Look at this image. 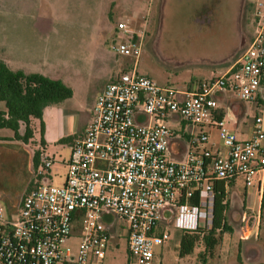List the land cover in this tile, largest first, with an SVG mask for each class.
Returning a JSON list of instances; mask_svg holds the SVG:
<instances>
[{"label":"built area","instance_id":"1","mask_svg":"<svg viewBox=\"0 0 264 264\" xmlns=\"http://www.w3.org/2000/svg\"><path fill=\"white\" fill-rule=\"evenodd\" d=\"M248 1L257 25L247 49L227 71L195 89L161 85L138 73L142 36H135L127 21L117 23L125 38L113 49L132 58V67L98 94L91 122L69 145L64 183L44 182L54 158L40 149L36 185L13 211L0 205V264H103L110 240L106 216L125 224L126 264H153L155 248L173 230H210L215 182L222 183L223 203L235 181L241 180L245 190L254 182L262 187V118L254 117L244 140L229 130L225 113L219 118L220 109L230 111L231 101L220 104L223 94L258 106L264 78V0ZM212 130L220 145L211 144ZM179 152L184 154L180 160L175 157ZM259 225V212L243 208L239 240L256 239ZM75 236L74 254L64 244Z\"/></svg>","mask_w":264,"mask_h":264},{"label":"rangeland","instance_id":"2","mask_svg":"<svg viewBox=\"0 0 264 264\" xmlns=\"http://www.w3.org/2000/svg\"><path fill=\"white\" fill-rule=\"evenodd\" d=\"M103 4L104 0H0V61L6 41L18 45L29 42L28 45L41 48L43 56L48 57L53 77L61 78L74 90L73 97L70 98L71 93L70 99H65L71 125L84 121L90 111L89 105L112 69L132 67V58L113 49L115 43L125 38L116 28L119 21H127L135 30V36H142L138 73L150 75L156 81L160 74L174 76L178 83L174 85L180 89L186 88L183 87L185 82L181 81H188L200 58L206 59L205 63L217 73L222 68L218 67L219 61L239 59L257 25L255 9L248 0H108L104 8ZM44 27L53 32L48 33ZM213 63L215 67H212ZM0 109H4L2 102ZM249 112L253 117L251 109ZM43 123L41 132L40 121L32 120L33 138L28 143L13 140L6 136H13L11 130L0 129V205L7 211L14 210L28 187L27 165H32L36 148L54 158L50 180L44 182L58 185L62 178L64 180L66 166L61 160L68 158V146L53 140L58 128L48 110L44 113ZM216 145H220L218 138ZM262 186L256 239L241 241L238 238L243 208L257 211V205L252 203L253 196L247 201L239 180L227 197L226 219L230 231L222 235L211 255L205 253L204 243L199 240L189 255L180 257L174 246L178 237L173 230L163 249L158 247L153 264L264 263V182ZM248 190L255 192L257 183ZM257 201L255 196V203ZM110 217L114 237L103 264H126L125 224ZM78 242L76 236L71 237L64 249L75 254Z\"/></svg>","mask_w":264,"mask_h":264},{"label":"crops","instance_id":"3","mask_svg":"<svg viewBox=\"0 0 264 264\" xmlns=\"http://www.w3.org/2000/svg\"><path fill=\"white\" fill-rule=\"evenodd\" d=\"M107 3H108V0H104L103 8H104V6H106ZM44 29L48 33L53 32V30L51 28L44 27ZM46 38L49 39V36H47ZM28 44H29V42H25V43H23V45H18L16 43L10 44L8 41H6V49L3 48V52H2V54H3V59H1L2 62H4L12 70H22L26 73H39V74H42L44 76H47V77H50L53 79H60L62 81V79L59 77H53V74L50 71V62L48 60V57L45 58V56H43V53L40 50L41 48H38V46H32V45H28ZM126 58H128V57H126ZM237 60L234 59V57H233L231 60L229 59L227 62L225 61V62L221 63V61H219L218 67L222 66V68H219L220 71H218V73H217L216 71H214L215 69H212L209 66L210 64L205 63L206 59L200 58V62L197 64L196 70L188 77V81L187 80L181 81L183 83L185 82V84H186L183 87H186L185 89H195L199 82L206 80L212 76L221 75L222 73L227 71ZM213 62L216 63L215 61H213ZM212 67H215V64L212 65ZM126 69H128V68H126ZM122 70L123 69H121V70L112 69L108 73V76L105 80V83L100 87L98 94H100V92L103 90L105 85L107 83H109ZM147 76H150V75H147ZM173 77L168 76L166 74H160L157 81L161 85H173V86H175L174 84H178V83L176 80H174ZM176 87H178V86H176ZM178 88H181V87H178ZM70 89L72 90V96L70 98H72L74 95V90L71 86H70ZM70 98H67V99H70ZM96 98H95V100H96ZM233 99H234V97L230 94H223L220 96V99H219V101L221 102L220 104H222L223 107H225L228 104V102L231 101L230 111L224 112L226 124H227V127L229 128V130L232 131L236 135V137L240 140H244V139L249 138L251 131L253 129L255 116H260L262 118L261 126L264 130V78L262 80L261 88H260V91H259L258 96H257L258 106H256L255 103H252V102L251 103H239L240 105H235L234 104L235 101ZM95 100L92 101V104L90 102V104H91V105H89L90 111H89L88 115L86 116V118L84 119V121H80V122L76 121L72 125H71V118H70L69 111H68V109H66L67 106L65 107V100L56 104V105L46 107L43 111V116H44L45 111L48 110L50 118H54L56 123H57L58 130L56 131L55 137L53 138V140L59 141L62 138L69 137L70 140L65 143V144H67L68 150H69V145H70L71 141L76 137L82 136L86 127L91 122V120L93 118V108H94ZM250 109L254 113V114L252 113L254 115L253 117L250 116V112H249ZM0 110H3V109H0ZM51 123H53V122H51ZM50 126H51V124H50V122H48V128H50ZM6 136L12 137V135H6ZM210 139H211V144H213V143L216 144L217 134H216L215 130L211 131ZM180 141H181V145H184V142L182 140H180ZM263 146H264V140H263ZM213 147L216 148V145H214ZM183 155L184 154L182 152H179L175 157L178 160H180L183 158ZM65 161H66V159L61 160V163L63 166H65ZM26 174H27V183H26V187H27L29 184V181L31 179V174H32L31 163L29 165H27ZM49 180H50V176H49ZM238 182L239 181H235L232 184L231 188H233ZM63 183H64V180L62 178L61 182L57 183V184L62 185ZM242 187L244 189L243 184H242ZM244 191H245V194L247 197V201H250L251 196H253L252 197L253 198L252 203L257 205L256 210L260 214L261 209H262V206L260 204V200H261V196H262V192H263V186L259 189L258 185H257V190L255 192H253L252 190H248V189L247 190L244 189ZM248 191H250V192H248ZM255 196L258 200L257 203H255ZM20 202H21V199H20V201H18V203L16 205H19ZM110 218H111L110 216H106L104 218V220L107 221V223L104 222L105 226L109 227V233H110V240H109L108 247L111 245L110 241L114 237V235H113L114 234L113 233V231H114L113 226L114 225L113 224L109 225L110 221L108 219H110ZM116 231H118V230H116ZM175 233H176V236L178 238H176L177 241L174 244V246L178 250L180 233L178 230H175ZM119 236L120 235L118 234L116 237L119 238ZM124 239H125V236H124ZM125 241H126V239H125ZM108 247H107V249H108ZM158 247L162 248L163 245L157 246L155 248L154 258H155V255L157 253ZM107 249H106V251H107ZM106 251H105V253H106ZM185 256H187V255H185ZM154 258H153V260H154Z\"/></svg>","mask_w":264,"mask_h":264},{"label":"trees","instance_id":"4","mask_svg":"<svg viewBox=\"0 0 264 264\" xmlns=\"http://www.w3.org/2000/svg\"><path fill=\"white\" fill-rule=\"evenodd\" d=\"M71 89L60 79H53L39 73H26L22 70H12L0 61V102L4 109L0 110V129H9L13 132L12 139L28 143L33 138L32 120L40 121V131L44 130L43 111L46 107L56 105L71 96ZM224 114V109L219 110V118ZM69 137L59 141L66 143ZM43 145L42 142H40ZM40 149L36 148L32 156V177L29 185L22 195L33 188L35 172L39 163ZM216 195L213 208V225L203 234H180L178 254L180 257L190 254L199 240L204 243L205 253L212 251L219 245L222 235L230 231L226 219L228 201L225 198L221 182H215ZM196 202V199L192 200ZM262 206V204H261ZM264 264V263H259Z\"/></svg>","mask_w":264,"mask_h":264}]
</instances>
